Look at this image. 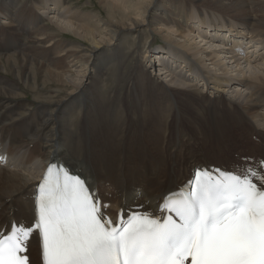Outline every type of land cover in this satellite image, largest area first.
Returning <instances> with one entry per match:
<instances>
[{
	"label": "bare ground",
	"instance_id": "bare-ground-1",
	"mask_svg": "<svg viewBox=\"0 0 264 264\" xmlns=\"http://www.w3.org/2000/svg\"><path fill=\"white\" fill-rule=\"evenodd\" d=\"M23 3L0 0V153L9 158L0 166V229L32 219L52 160L84 175L109 213L158 208L196 169L264 161L258 144L250 145L258 162L220 157L234 126L264 144V62L242 67L256 48L264 57V0H107L105 18L64 0ZM154 33L158 48L148 42ZM113 51L121 61L109 87L89 65ZM90 78L96 101H74ZM28 254L40 264L35 239Z\"/></svg>",
	"mask_w": 264,
	"mask_h": 264
},
{
	"label": "snow or ice",
	"instance_id": "snow-or-ice-1",
	"mask_svg": "<svg viewBox=\"0 0 264 264\" xmlns=\"http://www.w3.org/2000/svg\"><path fill=\"white\" fill-rule=\"evenodd\" d=\"M67 177L49 165L34 228L13 221L0 232V264H30L33 231L43 264H264V161L233 172L197 169L188 191L165 197L158 215L133 211L115 225L86 181Z\"/></svg>",
	"mask_w": 264,
	"mask_h": 264
},
{
	"label": "rangeland",
	"instance_id": "rangeland-1",
	"mask_svg": "<svg viewBox=\"0 0 264 264\" xmlns=\"http://www.w3.org/2000/svg\"><path fill=\"white\" fill-rule=\"evenodd\" d=\"M34 1L35 0H28V1L27 0H23V2H24L23 5H27L28 6L31 2H34ZM64 1L67 2L68 4L71 3L72 4V5H70L71 8H74V9L77 8V9H80V10L82 9L83 11L81 10V12H90L92 14H94L93 12H95L96 15L98 13V16L99 17L105 18V15L106 14H105L104 9L102 8L103 6H101V5H103V2H105L107 0H64ZM108 1H109L110 4H112V1L113 0H108ZM44 4L45 3H43V5ZM33 15H34V13H33ZM32 22L34 23L35 21H32ZM24 23H25V30H28L31 27L30 22H27L25 20ZM51 29H53V27H51ZM142 30L143 31H141L142 33L139 36V39H140V42H139L140 48L143 47L144 41L146 39V34L144 32L145 31L144 28ZM152 35L149 36V41L148 42L152 43V45H151L152 48H158L159 46L162 45L161 39L159 37V34L158 33L157 34L154 33ZM60 38L63 41L67 40V41L73 42L74 40H76V38H74L71 34H68V33H66V34L65 33H62V35L60 34ZM195 42H197L199 45H202L201 43L198 42L197 39L195 40ZM130 44H132V39H129V40L127 39V41H126L127 48L129 47L128 45H130ZM218 44H216V46ZM82 45H83V43H82ZM111 48L113 50L115 49L114 46H112ZM256 49H258V50L257 51H255V49L253 50L254 51V53H253L254 55L252 54L253 58L250 57V63H243L242 64V67H244L245 64H246V66L247 65H250V67H253V68H257V66H261V64L264 62V57L262 59L256 58V56H257L256 55V52L259 51V48H256ZM140 50H142V49H140ZM263 53L264 52H262L260 54H263ZM111 55H113V57L115 55L116 59L113 58V60H111L109 62H105V59L106 58H109V57L111 58ZM142 55H143V51H142V53H140V56L139 57L141 58ZM120 61H121V59L119 57V53L118 52H115V51H113L111 53L105 52V53H102L98 58L94 59L93 60V64H90L89 65V66H92L93 65L90 68V71L91 72L93 71V74L95 73L94 74L95 77L96 76L100 77V72H104L106 79L109 78L108 79L109 81L108 80H106V81H107L108 86L110 87V85H112L113 82H114L113 76H114L115 71L113 70L114 69L113 66L114 65H118ZM155 65H157V64H155ZM128 66H129V64L127 62H125V65L122 67V69H123L124 72L125 71H127V72L129 71L128 70ZM227 67L231 71L234 70L233 67H232V65L231 66L229 65ZM247 69H245V70H247ZM153 74L154 75L160 74V72L158 71V68L157 67L154 69ZM161 78L163 79V77H161ZM89 80H90L89 82L91 84L88 85V88H87L86 92L84 93V95H82L81 97H79V99L77 98L74 101H96L95 100V90H96L97 83L94 82L91 78ZM91 86L93 87V89L91 88ZM112 88L113 87L109 88V91L108 92L112 91ZM49 92L51 94V91L50 90H44L43 91V96L48 97L50 95ZM138 94L140 96H142V94L140 92ZM28 100H30V97H28ZM244 132L247 134V136H245L242 133L241 128H239L237 126L232 127V129L230 131V134H228V136H231V137L228 140L227 139L224 140V142L225 141L226 142H225V145H223L222 150H220L222 152V155H220V157H223L224 154H229V157L234 156V157L238 158L237 159L238 161H241V160L244 159V157H242V156H245L246 155V160L247 161H249V162H252V161L258 162V160L260 159L259 156H256L258 153L256 151L255 152H252L253 149H251L250 145L258 144L259 148H263L264 149V144L259 143L258 142V139H256L255 136L252 137L251 135H249L250 134V131H246L245 130ZM236 136L238 138H236ZM247 142L249 143V146H248ZM216 148H217V146H216ZM200 156H201V154H200ZM200 156H196V159L201 158ZM208 158H210V160L212 162H214V159L213 158H211V157H208ZM199 163L202 164V162H199ZM241 164L242 163L238 162V163L226 164L225 166L230 167V166L241 165ZM107 186H108V183H105V187H107ZM109 198H110V196H109ZM35 259L37 260V257Z\"/></svg>",
	"mask_w": 264,
	"mask_h": 264
}]
</instances>
